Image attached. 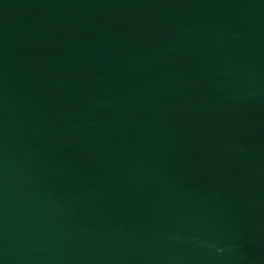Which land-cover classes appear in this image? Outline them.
Returning a JSON list of instances; mask_svg holds the SVG:
<instances>
[{"label":"water","instance_id":"water-1","mask_svg":"<svg viewBox=\"0 0 264 264\" xmlns=\"http://www.w3.org/2000/svg\"><path fill=\"white\" fill-rule=\"evenodd\" d=\"M0 264H264V0H0Z\"/></svg>","mask_w":264,"mask_h":264}]
</instances>
